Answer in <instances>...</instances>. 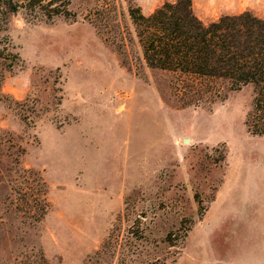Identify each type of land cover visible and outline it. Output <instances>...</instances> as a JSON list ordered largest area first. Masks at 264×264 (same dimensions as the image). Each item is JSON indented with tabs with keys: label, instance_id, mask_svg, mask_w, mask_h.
Returning a JSON list of instances; mask_svg holds the SVG:
<instances>
[{
	"label": "rangeland",
	"instance_id": "374dc122",
	"mask_svg": "<svg viewBox=\"0 0 264 264\" xmlns=\"http://www.w3.org/2000/svg\"><path fill=\"white\" fill-rule=\"evenodd\" d=\"M168 1L71 0L74 18L1 27L0 264H264L252 87L185 102L145 64L128 8ZM241 8L264 18V0Z\"/></svg>",
	"mask_w": 264,
	"mask_h": 264
},
{
	"label": "trees",
	"instance_id": "16d2710c",
	"mask_svg": "<svg viewBox=\"0 0 264 264\" xmlns=\"http://www.w3.org/2000/svg\"><path fill=\"white\" fill-rule=\"evenodd\" d=\"M70 4L71 0H0V29L20 9L47 20L74 18ZM128 13L145 64L169 73L185 102H213L222 98L220 88L239 91L251 86L244 124L249 134L264 137V18L243 11L204 23L192 0L164 2L147 15L131 5Z\"/></svg>",
	"mask_w": 264,
	"mask_h": 264
},
{
	"label": "crops",
	"instance_id": "0c3cea01",
	"mask_svg": "<svg viewBox=\"0 0 264 264\" xmlns=\"http://www.w3.org/2000/svg\"><path fill=\"white\" fill-rule=\"evenodd\" d=\"M193 1V0H192ZM208 2V4H211V5H218L219 1H222L223 2V6L224 7H227V6H230L232 5V11L231 12H228V13H225L223 15H232V14H239L243 11H250L251 13L253 12L251 9H242L241 8V1L242 0H205ZM172 2V1H171ZM253 14L257 15V16H260L258 13L256 12H253Z\"/></svg>",
	"mask_w": 264,
	"mask_h": 264
}]
</instances>
